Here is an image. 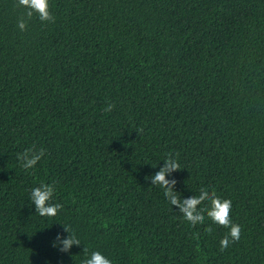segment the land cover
<instances>
[{
	"label": "trees",
	"instance_id": "1",
	"mask_svg": "<svg viewBox=\"0 0 264 264\" xmlns=\"http://www.w3.org/2000/svg\"><path fill=\"white\" fill-rule=\"evenodd\" d=\"M16 3L0 0V264H264V0H49L55 22L26 31ZM169 153L182 199L232 201L225 251L229 229L189 225L148 179ZM41 183L55 217L32 205Z\"/></svg>",
	"mask_w": 264,
	"mask_h": 264
},
{
	"label": "clouds",
	"instance_id": "2",
	"mask_svg": "<svg viewBox=\"0 0 264 264\" xmlns=\"http://www.w3.org/2000/svg\"><path fill=\"white\" fill-rule=\"evenodd\" d=\"M16 7L23 8L24 15L17 21V27L21 31H26L28 22L36 16L41 22L54 23L55 16L50 10L49 0H17ZM114 104H108L104 111L111 112L114 109ZM137 133L141 131L136 130ZM179 154L173 156L171 153L167 155L163 167L148 179L151 180L152 185L159 186L163 189L164 196L172 206L178 208V212L182 214L183 219L191 226L203 224L205 220V213L207 217L215 224L229 229L227 234L220 240V251H225L230 244L238 242L241 237V226L232 221V201L230 199H222L219 197L215 190L209 191L206 187L199 190V194L190 198H181L180 194L174 191L177 183L175 179L169 180L167 177L181 168L177 159ZM45 156L43 148H28L22 153H17V159L21 163L24 170H31L36 167L38 162ZM56 191L55 184L41 183L39 187L31 190L30 199L32 205L35 206L36 213L41 217H55L62 205L51 203ZM207 202V207H200ZM65 231L68 233L67 238H63L57 234L53 247H58L61 252H70L73 245L79 246L81 240L76 237L74 232H71L68 227L64 226ZM207 232L211 233L212 228L208 227ZM193 239H199L197 233L192 234ZM58 242V243H57ZM87 252V249L84 248ZM84 264H112V261L105 257L99 251H93Z\"/></svg>",
	"mask_w": 264,
	"mask_h": 264
}]
</instances>
